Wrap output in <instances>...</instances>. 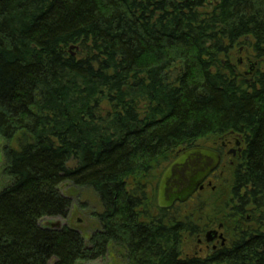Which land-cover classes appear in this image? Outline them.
I'll return each instance as SVG.
<instances>
[{
	"label": "trees",
	"instance_id": "1",
	"mask_svg": "<svg viewBox=\"0 0 264 264\" xmlns=\"http://www.w3.org/2000/svg\"><path fill=\"white\" fill-rule=\"evenodd\" d=\"M232 134L231 179L161 209L179 152ZM0 136V264H264V0H0ZM64 182L99 196L90 238L42 225L70 214ZM221 223L227 246L187 251Z\"/></svg>",
	"mask_w": 264,
	"mask_h": 264
},
{
	"label": "rangeland",
	"instance_id": "2",
	"mask_svg": "<svg viewBox=\"0 0 264 264\" xmlns=\"http://www.w3.org/2000/svg\"><path fill=\"white\" fill-rule=\"evenodd\" d=\"M233 60L234 62L240 60V63L244 64L242 66L243 71L251 69L252 64L257 62L252 51L242 47L240 52H237L236 50L233 51ZM6 145V140L2 136H0V191L5 187V185H7L8 182V178L4 176L2 172L6 163L4 154V147ZM226 177L227 180H230L231 174L227 172ZM61 188L63 192L71 195L73 198V206L70 214L66 218L45 217L41 221L42 225L74 226L80 229L87 238H90L92 232L99 226L96 214L103 210L98 194L90 187L75 186L71 182H64L61 185ZM191 208L192 207H188L185 211L182 210L184 215H187L188 210H190ZM198 239L199 238L196 237L188 241L189 246L187 248V251L190 252L191 255L199 252L201 255L205 254L204 252H201V247L198 244ZM55 261L56 259L53 258L49 261L48 264H55ZM80 264H126V261L122 255L116 253L115 250H111L105 257L89 261H81Z\"/></svg>",
	"mask_w": 264,
	"mask_h": 264
},
{
	"label": "water",
	"instance_id": "3",
	"mask_svg": "<svg viewBox=\"0 0 264 264\" xmlns=\"http://www.w3.org/2000/svg\"><path fill=\"white\" fill-rule=\"evenodd\" d=\"M252 69L253 65L250 72ZM220 161V154L210 147L196 146L179 152L161 176L158 187V206L161 209H170L176 203L188 201L203 188V183L218 169ZM47 227L61 228L62 226ZM218 234L217 229L210 230L206 233V240L211 242L217 238Z\"/></svg>",
	"mask_w": 264,
	"mask_h": 264
},
{
	"label": "flooded vegetation",
	"instance_id": "4",
	"mask_svg": "<svg viewBox=\"0 0 264 264\" xmlns=\"http://www.w3.org/2000/svg\"><path fill=\"white\" fill-rule=\"evenodd\" d=\"M246 147L247 145L245 139L239 134H232V136H227L222 139L218 145L216 144L211 147L212 149L216 150L221 156L220 166L205 180V182L203 183V188L201 190H203L205 193H209L210 189H208L207 187L215 188L214 185L222 181V179H225L224 177L227 175V172H230L234 167L242 165L245 158L244 155L246 152ZM192 198L193 197H191L190 199ZM234 209L237 210V212L239 211V213L235 217L240 221L243 222L244 220L246 221L251 219V212L246 211L242 207L239 208V206H234ZM213 229H217L219 233L215 240L208 242L206 240V237H204L203 239H199L201 252L216 251L223 248L224 246H227L230 243L228 242L227 234L222 223ZM220 235H222V237Z\"/></svg>",
	"mask_w": 264,
	"mask_h": 264
}]
</instances>
